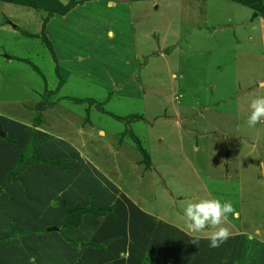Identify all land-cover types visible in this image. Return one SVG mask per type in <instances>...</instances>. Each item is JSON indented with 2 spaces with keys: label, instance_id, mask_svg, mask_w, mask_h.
Masks as SVG:
<instances>
[{
  "label": "rangeland",
  "instance_id": "rangeland-1",
  "mask_svg": "<svg viewBox=\"0 0 264 264\" xmlns=\"http://www.w3.org/2000/svg\"><path fill=\"white\" fill-rule=\"evenodd\" d=\"M85 1L72 17L53 21L78 48L96 46L92 60L99 62L69 77L55 73L39 39L47 12L0 6V115L31 122L35 98L45 104L52 97L45 89L59 80L66 81L59 100L85 99L75 117L69 106L64 115L68 99L44 113L58 138L49 137L47 152L64 150L69 139L71 170L50 166L32 204L16 185L0 198V264H264V122L247 125L251 100L264 96V15L230 0H126L129 7L115 0L110 11L107 0ZM94 10L102 11L96 19ZM9 17L20 24L15 31ZM9 54L22 61L6 60ZM134 56L142 93L106 100L98 83L109 82L108 58L118 62L111 80H127L132 66L125 62L136 64ZM87 100L105 102L96 109ZM68 120L79 124V135L87 132L85 141L72 135ZM38 175L37 167L29 171V189ZM214 198L231 201L237 213L222 225L230 236L219 248L209 247L207 230L190 234L183 219L189 202ZM75 205L110 213L63 228L64 206ZM138 219L150 233L131 250L124 240Z\"/></svg>",
  "mask_w": 264,
  "mask_h": 264
},
{
  "label": "crops",
  "instance_id": "crops-1",
  "mask_svg": "<svg viewBox=\"0 0 264 264\" xmlns=\"http://www.w3.org/2000/svg\"><path fill=\"white\" fill-rule=\"evenodd\" d=\"M12 1L11 0H0V6L9 5V4H16V3H14V1L13 2ZM68 1L69 0H67L66 2L63 1L60 4L65 5L66 3H68ZM85 2H86L85 0H76L75 5L72 8H70V10L66 14H64L62 16L57 15V14H52L48 18L46 23L44 24L43 34H44V37L46 38V40L48 41V43L50 44L52 54H53L55 62H56L55 66L60 70V73H61V71H63L65 74H67V77H69V75L73 74L72 72H79V74H82L83 68L85 69V67H83L85 64L87 67V66L96 65L99 62V59L92 60L93 58L96 57V55H94V53L97 51L96 46H94L95 48L88 46V47H85V49H83V50L80 49V47L78 48L77 46H75V43L73 40H71L68 37H65L64 34H66V33L59 30L58 25L53 24V21L55 18H58L59 20L63 21V20H66L70 15H71L70 17H72L74 12L77 10V6L80 3L82 4ZM90 2L94 3V6H97L100 4V2H102V0H91ZM114 2H115V0H111V1L107 0V8L109 9V11L113 10L114 8L115 9L117 8L116 5L114 4ZM117 2L120 5H126L127 6L126 0L125 1L124 0H118ZM110 4H111V6H109ZM16 5L19 7H22V8L25 7L27 9H31L35 12L37 10L36 13H40V11L44 12V10H42V9L34 10L31 7L22 6L19 4H16ZM127 7H129V6H127ZM93 8H97V7H93ZM101 12L97 13V10H94V14L92 16H94V18L96 19L97 15H101ZM105 12L106 11H104V14H105ZM3 18H6V17L3 15ZM9 19H10V17H9ZM42 19H44V15L43 16L40 15V18H39L40 23H41ZM10 20H12V19H10ZM12 21L14 22V24H12L11 29L15 31L16 29L19 28L17 25H20V24H18L19 22H15V20H12ZM4 29H5V27L3 25L0 26V30H4ZM110 32L113 33V31L111 29H107L105 31V37H107V39H109L107 42H111L113 40V36L111 38L109 37ZM37 35H38V33L35 35H32V36L38 38ZM158 50L160 52L161 49L158 48ZM144 55L148 56L149 53H146ZM12 56L9 54L8 56H5V59L10 60L11 58H13L17 62H20V60L22 61V59H20V57H15V56L12 57ZM158 56H161V53H159ZM99 57L103 58L104 56H99ZM138 59H139V56H134V60L136 61V64L134 63V65L130 64L128 62H125L126 66H128V67L132 66L130 76L127 80H124V79H122V80H111V78H112L111 76L113 75V73L109 72V71L118 62L114 61L113 59L108 58V66L105 69H106V73L108 75V81L109 82H106L104 84H102L101 82L98 83L100 87L105 88L104 92L107 94L106 100H108L113 95H118L121 97L133 96L134 98H138L140 96V94L142 93V88H141L142 86L140 84V79H139V73L140 72H139V68H138ZM24 60L26 62H29L27 59H24ZM78 69L80 71H78ZM65 83H66V81L64 83L62 82L60 84V86L57 89L55 87L54 90H49L47 88L45 89L46 95L47 94L52 95V97H48L49 99H46V98L44 99L45 104L42 105L43 110L40 112L41 122L37 126V128H34V131H35V138H36V142H37L36 151H37L38 157L40 159L52 161V160H58V159L66 158L67 161L65 163H62V165L66 166V168H68V167L72 168L73 162H69V160L73 156L69 155L70 153L68 154V152H64L65 149L62 150L56 146L55 147L57 149L56 151H51L49 153L47 152V150H50V147L54 146L53 143L49 140V137L54 136L57 138V136H55L52 133V131L49 130V126H48L49 122H46V123L44 122V113L45 112H53V114H54V112L58 106V103L63 102L67 99L71 100V101H68L65 105H63L64 109H65L64 115L68 113V108H66L65 106H69V108H72L74 111L76 110L73 113L74 117L77 116L78 114H81L80 113V111H81L80 105L83 101L85 102V99H83V101L78 102V103L74 102L73 100H82V99L71 98V97L67 98V96H63L62 99L60 98V100L58 99V97H57L58 93H59V95H61V90H62ZM34 93H36V91ZM39 97H40V94L35 98V101L31 104V105H33V108H32L33 110H34V107L38 104V101H39L38 98ZM104 102L105 101L97 102V103H104ZM89 105L92 106L93 104L89 103ZM84 108H85V112H86V107H84ZM33 110H30V111L34 112ZM23 111L25 113V109ZM33 116L35 118V114H33ZM34 118H31L32 121L34 120ZM59 119H63V118L59 117ZM31 122L27 121V120L24 121V120L20 119L19 116L16 118L14 115L11 116L9 114L8 115H0V130L4 133V136H6L8 139L14 141L19 149H23L24 147H26L28 145L29 134L27 133V129H28V127L31 126ZM68 122L71 123L70 124L71 126L69 125L68 127L72 130V133H73L72 135L77 136L79 138L80 142H81V138L83 141H85V139L88 138L86 136L87 132L79 135V130H81V129H80L78 123L74 124L72 120H68ZM115 123H117V122H115ZM45 125H46V127H45ZM69 143H70V141H69V139H67V140H64L61 144L66 145L65 148L70 150V144ZM58 145H60V144H58ZM50 155L58 156V157H56V159H53V158H50ZM44 156H46V157H44ZM17 158H18V153L7 142H5L2 138H0V198H3L2 196L8 192V189L11 188V186L16 185L21 190V192H23L22 194L25 196L24 200L26 201V203L32 204L35 201V197L38 195V190L40 188H42L44 178H45L44 174L46 173V175H47V173L51 170L49 168L50 165L49 164H32V165L28 166L23 172L18 174L16 176L15 181L8 183L3 188H1L2 187L1 183H2L3 179L6 177L8 172L12 169ZM36 167L39 169V175L34 179V183H35L34 186L33 187L30 186V189H29L25 185L24 180H27L31 177V176H29V171L33 168H36ZM67 170H71V169H67ZM144 216H146V215H143L142 217H144ZM149 217L152 218V216H149ZM138 220L139 221L137 222V224L131 223V225H133L135 227L134 231H130V234H129L130 236H126V240H124V244H126L125 245L126 248H129V249L131 248V250H134V249H137L140 247L139 243L141 242V240H140L139 236L150 233V228H151L150 224L146 221H140L141 219H138ZM31 223H32V221H31ZM136 227H139V229ZM164 227H168V224H164ZM177 229L179 230V228L177 226H173V228L170 231L171 232L172 231L179 232ZM166 233H168V231L165 232L164 234H166ZM134 234H137L138 237L137 236L135 237ZM195 241H196V239H195ZM158 242L159 241H153L152 243H150L148 245L149 248H151V245H154L155 243H158ZM206 242H207V244H205L204 240H203L204 246L208 245V240H206ZM160 243H164V242H160ZM199 247L200 246H198V248ZM149 248H146V250L149 251ZM146 250L145 249L142 251L140 250V252L137 254L135 262H137V258L140 257L141 254L143 255L146 253ZM196 250H195V252L201 253V250H198V249H196ZM168 253L169 252H167V256H168ZM200 253H198V256ZM119 255L122 257V255H124V254L120 252ZM165 255H166V253H165ZM168 257L166 259H168ZM230 263H233V259L228 264H230ZM121 264H126V263L124 261V263H121ZM134 264H136V263H134ZM222 264H226V263H222ZM241 264H242V262H241Z\"/></svg>",
  "mask_w": 264,
  "mask_h": 264
},
{
  "label": "trees",
  "instance_id": "trees-1",
  "mask_svg": "<svg viewBox=\"0 0 264 264\" xmlns=\"http://www.w3.org/2000/svg\"><path fill=\"white\" fill-rule=\"evenodd\" d=\"M14 3L22 5V6H27L31 8H39L42 10H45L47 12L46 18L43 19L42 21V26L46 23L47 18L50 17L52 14H57V15H64L66 14L70 8H72L75 5V1L69 0L68 3L65 5L60 4L57 0H13ZM232 2H236L238 4H242L244 6H247L254 10L255 12H259L261 15H264V0H230ZM26 36L28 34L24 33ZM40 40L44 44V46L47 48L49 51L51 58L54 61V64L56 65L54 56L52 54V50L50 47V44L44 37L43 32H41L40 35ZM55 73H59L60 70L55 66L54 67ZM61 84V80L58 81V85L56 86V89L59 87ZM74 102L78 103L80 102L79 100H73ZM89 103L93 104L96 109L100 108V105L97 103H94L91 100H87ZM42 105L37 104L34 107L35 111V118L33 120V123H31V126L28 127L27 133L29 134V141L28 145L24 147L23 149H19L16 143L10 139H8L6 136H4L2 139L7 142L17 153H18V158L13 165L12 169L8 172L6 177L3 179L1 183V188H3L5 185L8 183L15 181L16 176L23 172L28 166L32 164H49L50 166H57V169L59 170H66V166H63L62 163H65L67 161L66 158L63 159H58V160H52V161H47V160H42L38 157L37 151H36V138H35V131L34 128H37V126L40 124V112L42 111ZM69 151V150H68ZM71 151V150H70ZM66 152V148L64 150ZM144 156L145 153L142 152ZM69 154V152H68ZM71 154V153H70ZM69 154V155H70ZM70 171V170H68ZM50 180H48L49 182ZM110 211L108 209H103V208H95V207H81L79 205H75L72 207H66L64 206V212L62 215V220H61V226L63 228H69V229H74V228H79L81 225V218L83 215H90L93 217H102L107 214H109ZM3 237H0V239ZM89 247H95L89 246ZM152 262H150L151 264Z\"/></svg>",
  "mask_w": 264,
  "mask_h": 264
},
{
  "label": "clouds",
  "instance_id": "clouds-1",
  "mask_svg": "<svg viewBox=\"0 0 264 264\" xmlns=\"http://www.w3.org/2000/svg\"><path fill=\"white\" fill-rule=\"evenodd\" d=\"M113 35L114 33H109L110 38ZM249 107L251 114L248 116L247 125L255 128L257 124L264 122V96L254 97ZM261 167H264V163ZM229 215H237L231 201L221 203L218 198L201 199L199 202L187 204L183 219L190 234L195 235L207 230L209 247L219 248L230 236L228 228L222 226Z\"/></svg>",
  "mask_w": 264,
  "mask_h": 264
},
{
  "label": "water",
  "instance_id": "water-1",
  "mask_svg": "<svg viewBox=\"0 0 264 264\" xmlns=\"http://www.w3.org/2000/svg\"><path fill=\"white\" fill-rule=\"evenodd\" d=\"M4 137V134H3V132L0 130V138H3ZM48 232L49 231H56L55 230V228H48V229H46Z\"/></svg>",
  "mask_w": 264,
  "mask_h": 264
}]
</instances>
